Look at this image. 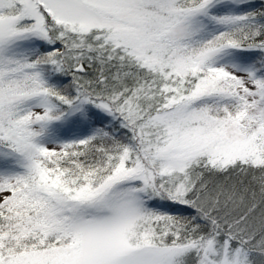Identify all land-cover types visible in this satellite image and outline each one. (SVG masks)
Here are the masks:
<instances>
[{
	"label": "snow or ice",
	"instance_id": "6c2138e0",
	"mask_svg": "<svg viewBox=\"0 0 264 264\" xmlns=\"http://www.w3.org/2000/svg\"><path fill=\"white\" fill-rule=\"evenodd\" d=\"M0 264H264V0H0Z\"/></svg>",
	"mask_w": 264,
	"mask_h": 264
}]
</instances>
